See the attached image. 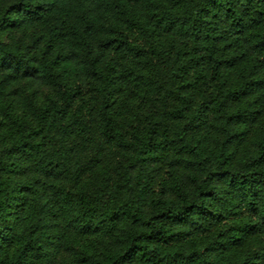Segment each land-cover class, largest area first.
Instances as JSON below:
<instances>
[{
    "label": "trees",
    "instance_id": "obj_1",
    "mask_svg": "<svg viewBox=\"0 0 264 264\" xmlns=\"http://www.w3.org/2000/svg\"><path fill=\"white\" fill-rule=\"evenodd\" d=\"M66 250L264 264V0H0V264Z\"/></svg>",
    "mask_w": 264,
    "mask_h": 264
},
{
    "label": "rangeland",
    "instance_id": "obj_2",
    "mask_svg": "<svg viewBox=\"0 0 264 264\" xmlns=\"http://www.w3.org/2000/svg\"><path fill=\"white\" fill-rule=\"evenodd\" d=\"M38 33L39 31L38 30H34V29H30V30H28V33L30 34V35H32V34H34V33ZM22 35V33L21 32H18V33H16L15 34V38H18V37H20ZM160 65V64H159ZM161 66V65H160ZM164 70H167V72L169 71L167 68H164ZM142 100L144 101V103L142 102ZM141 100V98H136V97H133L132 98V101H133V103H134V105H135V107H137V106H141V111H146L147 110V106L145 105V102H146V99H142ZM116 156H118L117 155V153H115V152H113V153H111V154H109V156H107V158H105V162L107 163V162H113L114 160H115V162H116V160H117V157ZM76 246H74V250H76ZM56 264H75L74 262H73V251H71V250H66L65 252H63L62 254H61V256L59 257V259L57 260V262H56Z\"/></svg>",
    "mask_w": 264,
    "mask_h": 264
}]
</instances>
